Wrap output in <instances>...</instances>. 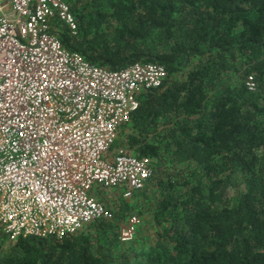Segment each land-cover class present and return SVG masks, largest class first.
<instances>
[{
  "label": "trees",
  "instance_id": "obj_1",
  "mask_svg": "<svg viewBox=\"0 0 264 264\" xmlns=\"http://www.w3.org/2000/svg\"><path fill=\"white\" fill-rule=\"evenodd\" d=\"M69 2L76 30L53 22L65 48L167 69L118 131L152 163L150 195L134 192L151 196V222L122 241L132 206L97 188L112 219L61 237L0 230V264H264V0Z\"/></svg>",
  "mask_w": 264,
  "mask_h": 264
},
{
  "label": "built area",
  "instance_id": "obj_2",
  "mask_svg": "<svg viewBox=\"0 0 264 264\" xmlns=\"http://www.w3.org/2000/svg\"><path fill=\"white\" fill-rule=\"evenodd\" d=\"M58 20L76 30L69 0H0V230L10 240L112 219L95 189L122 187L129 199L153 173L148 157L112 144L137 95L161 85L166 67L91 62L62 45ZM141 222L130 213L119 238L133 239Z\"/></svg>",
  "mask_w": 264,
  "mask_h": 264
},
{
  "label": "rangeland",
  "instance_id": "obj_3",
  "mask_svg": "<svg viewBox=\"0 0 264 264\" xmlns=\"http://www.w3.org/2000/svg\"><path fill=\"white\" fill-rule=\"evenodd\" d=\"M119 133H120V131H119ZM119 133L117 135V139L120 138V141L118 142L119 144H117L115 147L122 146L127 151H130V150L127 149L125 144L120 143V142H124L123 140H125V139H124V137L122 135H119ZM121 139H122V141H121ZM168 168H169V170L173 171L172 167H168ZM151 189H152V185L151 184L147 185V189H146L147 192L146 193H148ZM103 191H104L103 193L102 192L98 193L99 197H101V195H104V196H107L108 200H114V199L117 198V196L119 198H122V199L124 198L122 196V187L104 189ZM143 193H145V192L143 191ZM143 193L139 192V193H137L136 195L132 196L129 199H125L124 198L126 201H128L129 204H131V206H132V211L131 212H138V214L142 218V222H141V224L139 225V228H138L139 230H140V228H146V226L149 227L150 222H151V218H152L151 217V214H152L151 213V211H152L151 210V205H152V201L151 200L152 199H151V196H149L150 193H148L149 195H143ZM103 200L105 201L106 199H103ZM112 205H113L112 209L113 210L116 209L115 204H112ZM138 229H137V231H138ZM145 235H146V233H145Z\"/></svg>",
  "mask_w": 264,
  "mask_h": 264
}]
</instances>
